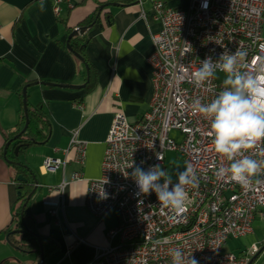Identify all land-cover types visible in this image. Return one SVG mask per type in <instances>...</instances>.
Wrapping results in <instances>:
<instances>
[{
  "label": "built area",
  "instance_id": "2783aa9c",
  "mask_svg": "<svg viewBox=\"0 0 264 264\" xmlns=\"http://www.w3.org/2000/svg\"><path fill=\"white\" fill-rule=\"evenodd\" d=\"M52 1L58 15L60 4L68 0ZM151 16L161 27L152 34L147 57L153 73L149 110L134 123L124 111L114 114L101 175L87 191L86 206L93 215L101 218L116 211L119 223L108 238L118 244L101 249L89 264H171V250L177 248L198 264H253L260 253L257 243L238 254L225 247L228 240L253 232L258 213L264 217L260 210L264 209V183L253 181L246 189L214 174L230 162L215 151L209 135L211 122L193 109V101L200 98L207 104L215 99L224 87L217 75L224 73L218 71L201 85L194 82L192 73L207 56L215 60L225 51L239 50L246 53L247 67L242 71L256 74L264 65V0H190L187 9L154 0ZM181 66L187 71L181 73ZM173 131L180 132L181 141L172 137ZM71 147L75 160L83 164L86 143L74 135ZM259 147L246 154L264 159L258 155ZM168 151L179 153L199 178L196 187H186L187 199L180 212L162 207L155 192L140 194L131 175L137 166L147 171L152 165H165ZM65 164L61 158L46 157L42 168L53 173ZM81 178L80 172L73 175L74 181ZM63 190L64 184L49 187L59 194ZM51 213L56 216L57 210Z\"/></svg>",
  "mask_w": 264,
  "mask_h": 264
},
{
  "label": "crops",
  "instance_id": "0c3cea01",
  "mask_svg": "<svg viewBox=\"0 0 264 264\" xmlns=\"http://www.w3.org/2000/svg\"><path fill=\"white\" fill-rule=\"evenodd\" d=\"M153 1L68 0L60 4L57 15L52 0H0V264H11L8 250L15 249L3 231L12 224L19 192L4 149L19 128L23 108L20 95L27 84L36 81L88 83L82 62L67 49V42L99 5H106L101 25L90 30L92 40L86 47L96 73L95 88L88 92L87 85L83 89L30 87L29 103L42 108L48 121V138L32 151V147L28 149L19 162L31 182L33 175L36 178L28 211L37 234L55 243V250L46 254V264H89L101 249L118 244L108 238L119 223L116 211L101 218L93 215L86 206L87 191L90 182L101 175L114 114L124 111L134 123L149 110L153 73L147 57L152 51V34L161 27L151 16ZM161 1L181 9L190 4V0ZM74 135L87 145L83 164L75 160L71 147ZM46 157L61 158L66 164L57 172L46 173L42 168ZM77 172L83 178L74 181ZM62 184V194L49 191V187ZM53 210H57L56 216ZM30 255L26 264H36L39 256Z\"/></svg>",
  "mask_w": 264,
  "mask_h": 264
},
{
  "label": "clouds",
  "instance_id": "9594fccd",
  "mask_svg": "<svg viewBox=\"0 0 264 264\" xmlns=\"http://www.w3.org/2000/svg\"><path fill=\"white\" fill-rule=\"evenodd\" d=\"M40 7L43 10V3ZM245 56L246 53L239 50L225 51L215 60L207 56L192 77L201 85L218 71L225 74L223 90L216 98L207 104L195 98L193 109L210 120L209 135L213 137L215 151L230 162L228 167H220L214 174L218 178L228 177L247 189L253 181L264 183V159L257 160L246 154L247 150L264 142V65L258 67L255 75L242 71L247 67ZM179 71L183 73L187 69L181 66ZM258 155L264 157V147H259ZM157 158L163 160L161 154ZM131 175L140 194L155 192L162 207L176 212L184 208L186 187H196L199 183L191 164L183 171L177 169L176 183L160 164L150 166L147 171L137 166ZM171 256V264H198L193 256L186 257L179 248L171 250Z\"/></svg>",
  "mask_w": 264,
  "mask_h": 264
},
{
  "label": "trees",
  "instance_id": "16d2710c",
  "mask_svg": "<svg viewBox=\"0 0 264 264\" xmlns=\"http://www.w3.org/2000/svg\"><path fill=\"white\" fill-rule=\"evenodd\" d=\"M104 8H106V5H102ZM99 5V7L96 9L94 14H92L90 17L85 19L80 27H89L92 26L90 30L93 29L95 25H101V14L105 10L104 8ZM110 22V20H109ZM91 32H87L86 34L82 36H76L73 37L70 40V44L72 48L79 53L81 56H83L86 60V63L89 64L90 67V76L89 81L87 83L86 90L88 92L92 91L96 86V73L94 71V67L89 63L88 58L86 56V47L91 42ZM83 66V73L86 74L85 64L82 63ZM22 97V94L20 95ZM29 127L27 131L18 139L13 141V144L8 150L7 154V161H17L19 162L20 157L27 152L28 149L35 145H39L44 143L48 138V121L47 118L40 106L33 108L31 107L29 103ZM25 126V115L24 110L21 108L20 113V123L18 130L13 133L8 141L12 138H14L18 133L22 131V129ZM20 147L19 151L16 155V148ZM10 163V162H9ZM10 167L15 171V179L17 181L18 186V192L19 197L17 200L15 213L13 217L12 224H10L5 231H3L7 237L9 244L13 246L15 249L21 251L24 254H35L37 257L40 256V244L38 239L33 236L31 233H29L27 229H29L32 232L37 233L36 231V224L33 219V217L30 215L28 211V206L26 208V211L24 213V216H21V209L26 202V199L28 195L34 190L33 182H31L30 176L27 173V170L24 166H15L13 164H10ZM22 175L23 177L27 178V182H20L18 181V176ZM41 240L44 244V250L45 254H48L49 252H52L55 250V246L52 241H48L45 238L41 237ZM2 264H9V261L3 262Z\"/></svg>",
  "mask_w": 264,
  "mask_h": 264
},
{
  "label": "rangeland",
  "instance_id": "374dc122",
  "mask_svg": "<svg viewBox=\"0 0 264 264\" xmlns=\"http://www.w3.org/2000/svg\"><path fill=\"white\" fill-rule=\"evenodd\" d=\"M224 78L225 74L217 75V79L219 81L224 80ZM171 135L177 141H181L182 139V135L178 131H173ZM33 149L35 148L32 147L30 150L32 151ZM161 167L168 172L173 182H177V169L183 171L186 167V163L179 153L168 151L166 152L165 165H162ZM260 210L263 211L264 209L260 208ZM252 227L253 232L250 235L228 240L225 250L233 251L238 254L240 251L252 246L253 243H257L260 253L253 264H264V217L261 216L260 213L256 215ZM8 254L10 256L11 264H26L31 257L30 254H24L13 248H9Z\"/></svg>",
  "mask_w": 264,
  "mask_h": 264
},
{
  "label": "water",
  "instance_id": "95a60500",
  "mask_svg": "<svg viewBox=\"0 0 264 264\" xmlns=\"http://www.w3.org/2000/svg\"><path fill=\"white\" fill-rule=\"evenodd\" d=\"M112 6H118L119 4L117 3H111ZM104 6L101 7V9H103ZM92 28V26H89V27H82L79 29V31L77 30H74L70 35H69V38H68V42H67V49L77 58L79 59L82 63L85 64V69H86V72H87V78L89 80V76H90V67H89V64L86 63V60L83 56H81L79 53H77L71 46L70 44V40L73 38V37H76V36H82L84 34H86L88 31H90V29ZM35 85H41V86H48V87H53V86H58V87H62V88H69V89H83L86 87L87 84H83V85H68V84H54V83H51V82H46V81H36V82H33V83H29L27 84L23 90H22V103H23V110H24V115H25V126L24 128L22 129V131L20 133H18L14 138L10 139L6 146H5V149H4V157L7 159V154H8V150L9 148L11 147V145L13 144V141L18 139L19 137H21L28 129L29 127V121H30V118H29V97H28V89L32 86H35ZM20 147H17L16 148V155H17V152L19 151ZM9 162L15 166H21V163L20 162H17V161H10ZM18 181L20 182H27L28 179L23 177L22 175L18 176ZM32 180H33V185H37V182H36V178L35 176L33 175L32 176ZM36 191V188H34V190L28 195L27 199H26V202L24 203L22 209H21V216L23 217L24 216V213L26 211V208L30 202V200L32 199L34 193ZM26 230L31 233L33 236H35L38 241H39V244H40V256H39V259L37 261L36 264H46V254H45V250H44V244L41 240V237L35 233V232H32L30 231L29 229L26 228ZM8 239V237H7Z\"/></svg>",
  "mask_w": 264,
  "mask_h": 264
}]
</instances>
